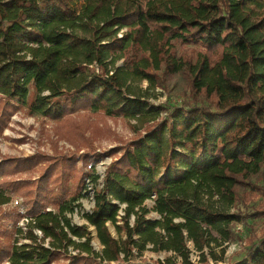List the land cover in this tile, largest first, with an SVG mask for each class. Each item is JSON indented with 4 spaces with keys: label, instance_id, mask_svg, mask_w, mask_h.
Returning <instances> with one entry per match:
<instances>
[{
    "label": "trees",
    "instance_id": "1",
    "mask_svg": "<svg viewBox=\"0 0 264 264\" xmlns=\"http://www.w3.org/2000/svg\"><path fill=\"white\" fill-rule=\"evenodd\" d=\"M176 44L197 48L190 57ZM143 81L180 91L169 92L179 102L149 105L132 88ZM0 96L13 104L5 116L89 111L152 124L106 168L101 188L65 159L51 166L56 179L45 171L26 191L29 182L4 178L39 161L4 159L0 207L33 194L25 214L0 215V264H134L146 251L192 264L190 246L206 263V250L235 240L230 209L241 194L264 193V0H0ZM89 183L93 209L72 225L66 214ZM234 264H264V236Z\"/></svg>",
    "mask_w": 264,
    "mask_h": 264
},
{
    "label": "rangeland",
    "instance_id": "2",
    "mask_svg": "<svg viewBox=\"0 0 264 264\" xmlns=\"http://www.w3.org/2000/svg\"><path fill=\"white\" fill-rule=\"evenodd\" d=\"M124 32L125 29H122L117 36L122 37ZM194 48L197 47L181 44L175 46L179 54L190 57L193 55L190 54L195 50ZM117 64L121 65L122 61ZM166 82L172 84L169 78ZM132 88L137 94L143 95L149 105L161 106L165 109H169L179 102L178 97L169 92L174 91L179 96L182 94L171 88L168 90L159 87L153 88L145 81L133 82ZM5 106L11 107L13 104L0 96V163L6 158L33 157L39 161L32 170L4 178L6 181L29 182L33 187L27 188L26 191L34 190V185L41 175L45 174V171H50L51 179H56L57 172L52 174L51 166L61 165L65 159L67 161L74 160L75 170L82 174L86 183H88L86 178L89 174L97 175L99 177L97 188H101L104 172L110 163L120 156L131 141H135L142 135L145 128L152 125H145L142 128L138 126L135 129L133 128L134 121L120 117H106L102 113L93 114L89 111H78L62 121L31 115L25 108L11 109L8 116H5L2 110ZM163 116L164 113H161L160 119ZM87 186L82 198L73 205V213L66 214L72 225H86L84 214L93 209L92 191H88L92 185L89 183ZM261 190L264 191V188ZM32 194L33 192L13 194L10 203L0 207V215L10 211L25 214L27 198H30ZM146 204L149 207L153 205L150 201ZM230 212L238 213L240 218V222L233 227V232L236 235L235 240L231 243H224L221 247L213 246L212 255L208 254V250H206V263L198 258L197 253L190 246L189 260L192 264L237 263L244 258L250 245L264 236V193L256 190L244 192ZM252 214H257L258 217L251 218L249 215ZM148 217L155 219L157 215L151 213ZM19 226L24 228V219L19 222ZM109 229L115 235L111 226ZM89 230L93 235L91 245L94 250L99 251L100 246L95 239L94 229L89 228ZM70 254L73 255L72 252ZM166 259H170L173 264L180 263L178 259L173 258L171 253L151 251L144 252L141 257L132 261L134 264H157V262H164ZM63 262L64 260L60 259L53 264H63Z\"/></svg>",
    "mask_w": 264,
    "mask_h": 264
}]
</instances>
